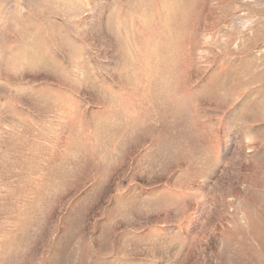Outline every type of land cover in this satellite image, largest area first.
I'll return each instance as SVG.
<instances>
[{
  "label": "rangeland",
  "instance_id": "obj_1",
  "mask_svg": "<svg viewBox=\"0 0 264 264\" xmlns=\"http://www.w3.org/2000/svg\"><path fill=\"white\" fill-rule=\"evenodd\" d=\"M0 264H264V0H0Z\"/></svg>",
  "mask_w": 264,
  "mask_h": 264
}]
</instances>
